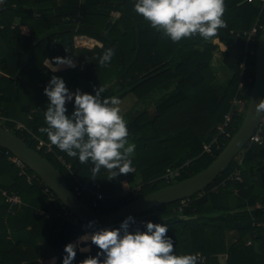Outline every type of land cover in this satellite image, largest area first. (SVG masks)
<instances>
[{
    "label": "trees",
    "instance_id": "trees-1",
    "mask_svg": "<svg viewBox=\"0 0 264 264\" xmlns=\"http://www.w3.org/2000/svg\"><path fill=\"white\" fill-rule=\"evenodd\" d=\"M134 2L3 0L0 4L1 114L21 122L37 138L49 141L39 129L46 126L43 113L48 98L43 89L52 75L62 77L69 89L94 93V87L103 86L102 97L115 95L120 100L128 95L136 97L134 107L122 115L129 130L127 139L136 145L133 172L108 178V172L101 169L99 176L90 177L91 163L81 164L55 145V154L38 151L68 184L70 174L56 155L71 164L72 173L82 184L104 193L106 197L97 207L101 214H109L119 207L114 198L122 193L123 181L134 184L139 178L141 185L137 195L123 199L122 205L168 185L163 181L160 187L156 186L165 168L188 163L183 166L180 177L171 182L174 183L198 173L217 157L220 152L213 156L202 153V143L214 134L230 107L241 64L249 77L244 94L248 100L259 35L244 52V38L229 34V30H249L257 17L260 23L264 22L259 0H224L225 27L216 36L205 40L197 34L173 42L134 11ZM21 25L29 28V35L21 34ZM76 36H86L101 45L75 48L72 42ZM215 39L227 45L222 60L232 71L221 95L212 84L215 76L210 66L217 47ZM108 47L114 49V55L106 66H101L98 58ZM68 55H74L78 62L86 61L84 70L75 66L52 71L45 64L46 60L54 64V57ZM67 108L72 111L71 102H67ZM243 115L244 112L233 117L232 134ZM12 125L8 122L5 126L35 149L37 142L30 134ZM228 140L223 139V147ZM4 151L0 145V189L8 195H17L21 203L10 205L0 192V264H41L39 257L49 255L57 256L56 264H61L64 245L78 241L81 234L92 229L79 220L73 223L62 217L63 204L56 195L49 198L43 183L28 184L24 176L18 175V167L7 160ZM235 169L239 170L242 180H227ZM92 197L87 191L79 196L85 204ZM258 199L264 201V126L263 143L251 145L240 163L233 160L214 182L190 196L180 211L177 210L180 201H176L141 215H147V221L168 225L166 235L172 237L177 254L201 252L203 264H264V202L257 208ZM179 215L185 220L178 219ZM224 232L239 236L231 238L228 244ZM6 237L13 243L8 244ZM79 247L80 244L77 251ZM96 251L97 247L90 243L88 252H76L73 264ZM219 254L226 255L224 263L219 261Z\"/></svg>",
    "mask_w": 264,
    "mask_h": 264
},
{
    "label": "clouds",
    "instance_id": "clouds-1",
    "mask_svg": "<svg viewBox=\"0 0 264 264\" xmlns=\"http://www.w3.org/2000/svg\"><path fill=\"white\" fill-rule=\"evenodd\" d=\"M134 11L149 22V26L162 31L171 41L199 35L205 40L217 35L225 27L222 18L224 0H135ZM114 55L108 47L98 58L106 66ZM56 64L75 67L71 57H54ZM56 69L53 68V71ZM103 86L94 87V93L77 88L70 90L64 79L52 75L43 92L47 96L44 110L46 126L40 132L46 133L51 145L75 157L81 164L91 163V176L97 177L101 169L108 172V178L133 172L132 158L135 143L128 141L127 121L121 115L119 97H102ZM67 102L73 108L69 112ZM256 111L264 115V103L255 105ZM134 218L127 215L119 227H94L95 221L85 225L92 229L79 236V251H89V241L97 247L94 255H87L78 264H198L195 253L177 254L172 237L166 235L168 225L144 222L129 230ZM77 247L74 242L64 245L61 264H73Z\"/></svg>",
    "mask_w": 264,
    "mask_h": 264
},
{
    "label": "water",
    "instance_id": "water-1",
    "mask_svg": "<svg viewBox=\"0 0 264 264\" xmlns=\"http://www.w3.org/2000/svg\"><path fill=\"white\" fill-rule=\"evenodd\" d=\"M259 101L264 103V22L256 42L253 81L242 121L217 157L198 173L136 197L109 214L96 212L81 201L64 176L48 159L31 148L23 138L2 126L0 145L36 173L80 222L86 225L88 221L94 220V227H103L122 220L129 214H141L162 204L180 201L203 191L229 167L258 127L262 114L256 111L255 105Z\"/></svg>",
    "mask_w": 264,
    "mask_h": 264
},
{
    "label": "built area",
    "instance_id": "built-area-1",
    "mask_svg": "<svg viewBox=\"0 0 264 264\" xmlns=\"http://www.w3.org/2000/svg\"><path fill=\"white\" fill-rule=\"evenodd\" d=\"M248 2H251L253 0H247ZM261 2V11H264V0H259ZM3 2L1 1V4ZM263 23L259 22V18L255 20L252 27L249 30H242V31H235V30H229V34H233L236 37L242 36L244 38V52H247L248 46L256 41V36L259 34V31L262 27ZM253 53V52H251ZM3 73L0 71V76ZM249 82L248 75L244 72V64H241V70L239 73V80L237 83V87L235 90V93L230 101V107L228 111L223 115V119L221 122H219L215 128L214 134L210 137L209 140L204 141L202 143V153L208 154L210 156H213L215 152H220L223 148V139H230V137L233 135L231 131V123L233 120V117L237 113H242L245 110L247 99L244 98V94L246 92L245 84ZM8 122H12V127L16 130L26 132L30 134L31 139L35 140L37 142L35 150L39 151L42 150L44 153H53L54 152V145H51L50 141H45L41 138H37L30 129L26 128L24 124L18 121H14L9 119L8 117L4 116L0 113V126L7 128ZM263 126H264V115H262V118L260 120V123L252 136L248 139L246 142L244 149L241 152H245L251 145L253 144H262L263 143ZM4 155H6L7 160L13 164H15L19 171V176H24L28 184H32L34 181H36L38 184H45L40 177L34 173L30 172L29 168L26 166L25 163H23L16 155L11 153L9 150L5 149ZM239 156V155H238ZM238 156L235 157L234 160L237 161V163H240L241 159L239 160ZM58 160L61 162L63 167L66 169V171L70 174L71 181H70V187L73 190V192L79 197L84 192H90L93 197L91 198L88 206L98 212V204L99 202L104 201V198L106 195L100 191H92L90 190L86 185L82 184L80 180L72 173L71 171V164L67 162L65 159L62 158L60 155H56ZM242 158V157H241ZM188 163L185 162L183 165L175 166V167H167L165 168L164 172L159 177L161 180H163L165 183L170 184L171 182L175 181L177 178L181 175V170L183 166L187 165ZM236 179L238 181H241V175L239 173V170L235 169V171L227 178V180ZM46 185V184H45ZM0 192L2 195L6 197V202L10 205L13 204H20V198L17 195H8L5 190L0 189ZM44 192H46L49 195V198H53L55 195L52 190L46 185L44 187ZM127 195V193L122 194V196ZM188 203V198H184L180 200L179 209ZM62 217L66 218L67 220L76 223L78 220L65 206H63V210L60 213ZM142 214V213H141ZM136 214L132 215L134 220L129 222V229L134 228L136 226H142L144 225V222L147 221L148 216L147 215H141ZM123 220V219H122ZM122 220L113 222L109 225L103 226V227H119L120 222ZM250 242L248 241L246 244L248 245ZM197 259L198 262L203 263L204 262V256L200 253H197Z\"/></svg>",
    "mask_w": 264,
    "mask_h": 264
},
{
    "label": "crops",
    "instance_id": "crops-1",
    "mask_svg": "<svg viewBox=\"0 0 264 264\" xmlns=\"http://www.w3.org/2000/svg\"><path fill=\"white\" fill-rule=\"evenodd\" d=\"M1 1L3 2V0H0V4H1ZM59 2H60V0H59ZM20 31H21V34H23V35H29V28L25 25L20 26ZM77 38H80V40H76ZM84 39L86 41L88 39L89 42L93 41L94 44L92 46L81 44V43H83ZM214 43L216 44L217 47L213 51V56H212V60H211V64H210L212 72L215 76V79H214L212 84L215 88L216 93L218 95H221L223 93V88L222 87L219 88V87L224 82H227L226 80L230 77V75L232 74V71L223 63V60H222V54L227 49V45L223 42H220L218 39H215ZM72 45L75 48H92L94 45L100 46L101 44L98 41L91 39V38H88L86 36H76L73 39ZM66 57H71L75 61L76 66L80 70H82V71L84 70V68L87 64L86 61L85 62H78L75 59L74 55H68ZM45 64L52 71H53V68L56 69L55 71L70 68V67H68L66 65H62V64H60V65H58L56 63L51 64L49 60H46ZM217 87L219 88V90H221V92H218L219 90L217 89ZM70 90H75V89L71 88ZM120 101H121V104H120L121 115H123V114L127 113L128 111H130L131 108L134 107V104L136 102V97L134 95H128V96L124 97L123 99H121ZM135 180H138V179H135ZM124 183L128 184L126 181L122 182V184H124ZM261 201H263V200H261V199L257 200V205H256L257 208L260 207V203H262ZM38 212H40V211H38ZM6 242L8 244L13 243V241L11 240L10 237H6ZM89 250H90V248H89ZM56 260H57V256H54V255H49L47 257H39V259H38V261L41 264H56Z\"/></svg>",
    "mask_w": 264,
    "mask_h": 264
},
{
    "label": "rangeland",
    "instance_id": "rangeland-1",
    "mask_svg": "<svg viewBox=\"0 0 264 264\" xmlns=\"http://www.w3.org/2000/svg\"><path fill=\"white\" fill-rule=\"evenodd\" d=\"M257 1V0H256ZM117 16V15H116ZM76 40H80V38H77ZM79 42V41H78ZM81 44H85V45H89V46H92L94 43H93V41L92 42H89L88 41V39H87V41L84 39V41H83V43H81ZM226 83L227 82H224L219 88H223L224 89V86L226 85ZM219 88L217 87V89L219 90ZM218 92H221V90H219ZM150 112L151 113H153L154 112V110H153V106L150 108ZM241 115V112L240 113H237L236 115ZM3 126H5V125H3ZM242 155H243V152H241V153H239V156H238V158H239V160L241 159V157H242ZM158 179H160V178H158ZM148 183H151V182H148ZM162 184H164L163 183V180H161L160 179V181H158L157 183H156V186L157 187H160ZM140 185H141V180L138 178V180H136V182H134V184L132 183V184H126V183H124V184H122V193H119V194H117V197H115L114 198V202H115V204H116V206H121L122 205V202H123V199H128L129 200V198H132V197H135L136 195H137V193H138V190H139V188H140ZM150 188H148L147 190H149ZM152 192V191H151ZM124 193H127V195H125V196H122V194H124ZM149 193V192H148ZM84 201H86V199L83 197L82 198ZM88 202V201H87ZM87 205H88V203H87ZM177 210H179L180 211V209L178 208ZM178 219H180V220H185V217L184 216H182V215H179V217H177ZM144 227V225H142L141 227H139L140 229H142ZM136 227H134V228H131V229H129V230H133V229H135ZM188 232H189V234H191V232L189 231V229H188ZM224 235H225V238H226V240H227V242H228V244L229 243H231L232 242V240H231V238H237L239 235L238 234H234V233H231V232H229V233H227V232H224ZM190 236V235H189ZM191 237V236H190ZM191 240H193L192 238H191ZM189 241V240H188ZM194 241V240H193ZM74 243L76 244V247H78V244H80V242H78L77 240L76 241H74ZM190 243V242H189ZM89 248H90V242H89ZM78 253H81V251H77ZM197 253H200L201 254V252H197ZM196 253V254H197ZM203 255V254H202ZM204 256V255H203ZM218 257H219V261L220 262H222V263H224L225 262V259H226V255L225 254H219L218 255ZM205 262V261H204ZM201 264H203V263H201Z\"/></svg>",
    "mask_w": 264,
    "mask_h": 264
},
{
    "label": "bare ground",
    "instance_id": "bare-ground-1",
    "mask_svg": "<svg viewBox=\"0 0 264 264\" xmlns=\"http://www.w3.org/2000/svg\"><path fill=\"white\" fill-rule=\"evenodd\" d=\"M75 241V240H74Z\"/></svg>",
    "mask_w": 264,
    "mask_h": 264
}]
</instances>
